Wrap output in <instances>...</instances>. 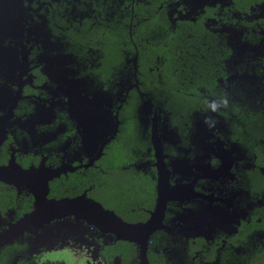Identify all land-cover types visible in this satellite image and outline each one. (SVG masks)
<instances>
[{"label": "flooded vegetation", "instance_id": "flooded-vegetation-1", "mask_svg": "<svg viewBox=\"0 0 264 264\" xmlns=\"http://www.w3.org/2000/svg\"><path fill=\"white\" fill-rule=\"evenodd\" d=\"M186 4L0 0V264H264V0ZM225 25L253 44L235 67ZM193 50L223 72L176 87ZM38 195L85 197L120 236L36 215Z\"/></svg>", "mask_w": 264, "mask_h": 264}, {"label": "rangeland", "instance_id": "rangeland-1", "mask_svg": "<svg viewBox=\"0 0 264 264\" xmlns=\"http://www.w3.org/2000/svg\"><path fill=\"white\" fill-rule=\"evenodd\" d=\"M216 1L217 2H224L225 0H187L186 6L188 7L187 11L190 13L189 16H193L194 14H197L199 12L200 8H202V6L204 4H210V3L216 2ZM176 2H177V0H176ZM173 4H175V2H173L172 5ZM173 9H174V7H172V10L167 11L168 17H171V13H173ZM178 12L179 11H177L176 13H178ZM9 17H10V14H9V10H8L7 5H2L0 7V23H2L3 20L6 21V19H8ZM223 27H225L224 33L228 37V44L233 49V53L229 59V61H230L229 66L235 67L237 62L240 59V55H242V52L252 50L253 48L251 47V45H253V44H251L246 38H244V37L241 38V32H240L241 29H239V27H237V25H236V27L235 26H229V25H225ZM85 202H90V201L88 199H86L85 197H82V198L77 199L74 202H71V206H73V208L68 211V214L61 215L60 218L65 219L66 216L73 215V216H75L76 220L80 219L79 212H78L76 207H79L81 205L85 206ZM100 212H103L102 209L100 210ZM104 212L106 213V215L100 214L101 218L99 219V221H101L102 227L104 226L103 229L97 225H96V227L100 231H102L103 233H114L117 236H120V234L118 232V228L115 227L116 224H115V219L113 218V214L109 213L108 211H104ZM110 214H112V216ZM50 219H57V218H49V220ZM84 221L87 223V225H90V226L95 225V223H92L93 220L88 221V220L84 219ZM88 236L92 237V235H90V234H88ZM94 237H95V235L92 238H94ZM66 253H67V250H63V252L55 254V256L51 257L50 259L47 257H44V258L42 257L40 259V261H38L36 264H62V263H64V264H67V263L78 264V262H74ZM59 257L63 258L67 263L65 261H61L59 259ZM84 257H85L84 260L87 259L86 256H84ZM92 264H95V263L92 261ZM236 264H239V261H237Z\"/></svg>", "mask_w": 264, "mask_h": 264}, {"label": "trees", "instance_id": "trees-1", "mask_svg": "<svg viewBox=\"0 0 264 264\" xmlns=\"http://www.w3.org/2000/svg\"><path fill=\"white\" fill-rule=\"evenodd\" d=\"M179 38H176L178 41ZM183 45L192 47L191 42H186ZM192 55L187 58L185 67H178L180 63H182L181 58H179L176 54V87L179 88H187L188 90H194L196 87L200 85H207L209 83H214L215 79L221 75L223 72L222 69L217 70L216 65L219 64V67L223 65L222 61H220L221 57L218 55V59L215 58L214 52H205L202 51H190ZM229 49H227L226 53L228 54ZM214 55L213 57L210 55ZM214 65V66H213ZM185 78V79H183ZM190 78L192 79V83H188Z\"/></svg>", "mask_w": 264, "mask_h": 264}, {"label": "water", "instance_id": "water-1", "mask_svg": "<svg viewBox=\"0 0 264 264\" xmlns=\"http://www.w3.org/2000/svg\"><path fill=\"white\" fill-rule=\"evenodd\" d=\"M79 198H82V197H79ZM79 198H75V199L63 198V199H59V200H54L52 202H46L45 199L43 198V195L42 196L38 195L37 196V200L39 202H42L41 203L42 207L39 205V208L36 211V215H43V216H47V217L49 215H51V218H57V217H60L61 215H66V214H68V211L73 208V206H71V202H74V201H76ZM43 204L46 205V209H47L48 206H52V211L45 210V207H43ZM99 207L102 209V207L100 205H98V204L96 206V205H93V204H91L89 202H85V206L81 205V206L76 207V208H77V210L79 212L80 219H83V220L85 219V220H88V221H92L93 220L92 223H95V225L100 226L103 229L104 226L102 227L101 221H99V219L101 218V216L99 217V215L100 214H105L106 215V213L104 212L105 211L104 209H102L103 212H100L101 209ZM162 210H163V208L161 209V213H162ZM157 213L158 212H156L155 216H157ZM110 215L112 216V214H110ZM29 217H31V216H29ZM153 222L154 221L152 220V223ZM119 223L121 224V226H123V228H124L123 231H126L128 233H130L131 231H134V230L135 231L138 230V226H136L134 224H128L127 225L126 223H121V222H119ZM154 228H155V226L151 225L150 223H146L144 225V227H143V229L146 230L149 233H151V231H153ZM144 245H145V243L142 242L141 243L140 253H141L142 258L144 260H146L145 259ZM144 264H146V262H144Z\"/></svg>", "mask_w": 264, "mask_h": 264}, {"label": "clouds", "instance_id": "clouds-1", "mask_svg": "<svg viewBox=\"0 0 264 264\" xmlns=\"http://www.w3.org/2000/svg\"><path fill=\"white\" fill-rule=\"evenodd\" d=\"M230 106V100L227 94L218 96L208 102L207 108L210 112L213 113H220L223 110L228 109ZM205 124L208 125L209 128H212L215 126V118L212 116L206 115L204 118Z\"/></svg>", "mask_w": 264, "mask_h": 264}]
</instances>
